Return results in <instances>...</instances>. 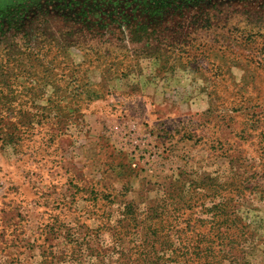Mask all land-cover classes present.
Segmentation results:
<instances>
[{"label":"rangeland","instance_id":"rangeland-1","mask_svg":"<svg viewBox=\"0 0 264 264\" xmlns=\"http://www.w3.org/2000/svg\"><path fill=\"white\" fill-rule=\"evenodd\" d=\"M0 264H264V0H0Z\"/></svg>","mask_w":264,"mask_h":264},{"label":"trees","instance_id":"trees-1","mask_svg":"<svg viewBox=\"0 0 264 264\" xmlns=\"http://www.w3.org/2000/svg\"><path fill=\"white\" fill-rule=\"evenodd\" d=\"M200 238V237H199Z\"/></svg>","mask_w":264,"mask_h":264}]
</instances>
